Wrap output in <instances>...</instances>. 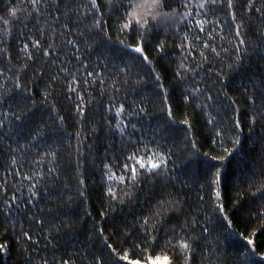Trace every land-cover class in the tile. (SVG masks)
<instances>
[{"label":"trees","instance_id":"trees-1","mask_svg":"<svg viewBox=\"0 0 264 264\" xmlns=\"http://www.w3.org/2000/svg\"><path fill=\"white\" fill-rule=\"evenodd\" d=\"M81 3H87V0H71L73 8ZM17 7L30 10V4L24 0H0V17L12 20L11 9ZM192 10L193 16L189 18L193 25L191 28L187 26L186 21L179 25V31H169L159 36L160 41L167 43L163 58L156 51H149V59L153 62L155 72H151L149 66L143 65L139 58L133 60L132 57L137 54L123 49L115 32L112 33L113 42L106 44L101 54L97 42L93 39L95 33L91 30L93 17L83 15L86 9H80L79 14L73 11L66 19L63 8L59 13L51 8H42L44 15L40 17L39 23H36L35 13L32 18H28L26 13H21L19 19L7 26V30L0 20V71L3 72L0 85L4 86L0 87V100H3L0 103V120H3L5 114L11 113L8 120L4 121L5 127L0 129V241L9 246L6 253H0V264H43L45 259L49 264H53L54 255L57 258L71 256L76 264H89L94 257L101 254L108 258L110 250L102 239L97 238L96 230L100 227L105 228V235L110 237L109 242L114 246H123L130 250L133 243H140V240L126 238L123 230L117 233L116 229L126 222L131 231V226L143 210L144 204L154 198L158 190L152 189L148 184L142 185L134 197V200L138 198V203L107 210V201L101 195L104 165H115L114 170L119 171L120 165L126 161L121 151L123 141L119 136L110 134L104 125L105 117L112 115V112L107 111L112 103L150 104L149 112L156 114L142 115L137 125L140 128L137 136H143L145 142L151 140L152 129L164 121L163 114L159 113V102L152 103L158 90L156 75L161 76L160 83H163L171 94L178 121L183 118V112L191 114L196 129L195 138L198 143L204 145L202 151L216 155L222 151V147H231L230 140L225 138L222 146H212L214 150L209 148L210 138L215 139L214 128L206 123L207 112L196 107L185 108L181 103L177 89L180 82L175 75L177 65L181 61L186 67L202 64L203 67L195 79H202L205 83L201 87L207 85L213 91L219 89L213 72L223 68L230 81L225 91L232 96L236 88H241V91L243 86L251 88L250 78L257 83L264 79V61H249L244 74L229 73L227 65L232 58V46L236 43L230 27V17L218 10V15L208 16L214 23L206 24L205 32L200 33L195 27L196 10ZM242 12L243 8H238V16ZM56 15L60 16L58 21L54 19ZM225 20L228 23H222ZM244 22L247 24L248 20L245 18ZM64 23H68L70 29H65ZM261 30H264V26L248 30L245 39L250 45L254 46L257 41L264 39ZM210 32L215 35L211 43L221 53L220 57L204 49L199 41L193 44V50L185 53L180 51L185 35L188 36V40L183 41L185 45L192 43L195 36L208 43ZM221 35H225L227 39H220ZM36 40H40L41 48L34 47ZM69 40L73 41V44L70 45ZM152 43L155 44L156 41ZM25 44L28 45L27 54L21 51ZM5 48L7 52L3 51ZM222 48H228L229 52H223ZM201 51L209 57L211 64L202 60ZM44 52H50V55L45 57ZM28 54L32 56L31 60L27 58ZM126 64L132 65L127 76L120 71ZM83 65H88V70L97 75L102 73L105 79L104 85H77L80 95L85 97L88 104L87 115L83 118L84 128L89 131L96 127L98 131L94 136H85V133L80 131V125L76 123L77 115L73 106L76 102L75 94H68L71 99L65 95L66 84L71 82L65 79V68L69 73H75L81 81L96 80L95 76L87 77ZM21 69L23 71H20ZM17 74L20 76L19 82L24 86L21 93L12 91ZM54 76L57 78L55 82L51 79ZM125 79L128 81L126 84ZM191 80L189 74V80L183 82L184 86L190 84ZM115 81L119 82V92H115L111 87ZM21 95L24 99H13L14 96ZM220 99L222 100L223 96ZM240 108L242 112L246 110V102L242 101ZM211 114L222 120L220 128L227 131L231 125V110L217 107ZM60 116L64 117L63 124L58 119ZM174 130L177 144L174 150L180 153V157L174 156L171 166L176 168L181 183L188 185L182 193L187 196L188 227L196 236H200L204 227L209 229L207 238H202L196 248L192 264H264V261L260 260V255L264 254V216L258 215L259 211H264V201L259 199V194L253 197L248 185L241 182L244 175L250 174L256 164L257 150L248 141L243 145V160L237 159L234 154L223 165H217L223 169L220 203L227 209L225 214L234 229L231 231L228 221H225L216 209L214 192L207 187L204 175L197 173L195 169L187 175L183 172V159L186 158L185 153L181 152L185 140L183 125L177 122ZM255 134H264L259 125ZM228 135L234 137L235 134ZM248 135V129L245 127L242 141H245ZM160 143L162 148L173 146V141L167 136ZM150 147L155 150L154 145ZM140 150L143 151L142 148ZM53 152L56 154L54 161L51 155H45ZM50 167L55 168V172H49ZM81 178L85 180L86 198L79 195L78 181ZM261 182L259 178L254 181L256 184ZM32 184H35V188H31ZM30 188L36 192L35 196L31 195ZM176 188L179 189L180 184H177ZM200 196H204V200L201 201ZM85 208L91 216L86 215ZM105 216L108 219H105ZM194 217L197 221L195 224ZM40 219L45 221L43 225L37 222ZM69 223L71 227H68ZM53 225L58 226L60 231L56 232ZM24 232H28L37 243L29 242L22 235ZM49 232L52 233L51 236ZM161 235L163 236V230ZM247 238L254 239L257 249L255 254L247 249ZM143 246L147 249L145 256L168 255L173 257L175 264L172 249L165 248L163 244L147 243ZM245 251H248L247 256ZM112 264L123 262L113 260Z\"/></svg>","mask_w":264,"mask_h":264},{"label":"snow or ice","instance_id":"snow-or-ice-1","mask_svg":"<svg viewBox=\"0 0 264 264\" xmlns=\"http://www.w3.org/2000/svg\"><path fill=\"white\" fill-rule=\"evenodd\" d=\"M24 2L30 4V10L17 7L11 9L12 20L0 17V20L6 26V30L9 24L19 19L21 13H26L28 18H32L33 13H35L36 23H39L40 17L44 15L41 11L42 8L45 10L51 8L56 13H59L63 8L66 19L73 11L79 14L80 9H86L87 11L83 15H91L93 17L91 30L95 33L93 39L97 42L101 54H103L105 45L113 42L112 33L115 32L119 37L118 43L121 47L137 54L132 59L139 58L143 65L149 66L151 72H155L156 69L152 67L153 62L149 59V51H156L161 58L166 53L167 43L159 40L161 34H167L169 31H179V25L186 21L188 22L187 26L191 28L193 25L189 18L193 16L192 9L196 10L195 27L198 28L200 33H204L205 25L214 23L208 19V16L218 15L219 10L230 17V27L236 40L231 49L232 58L227 65L229 73L244 74L249 66V61L254 59L264 61V39L257 41L254 46L250 45L248 40L245 39L249 29L262 28L264 26V0H87V3H81L75 8L72 7L71 0H24ZM241 7L243 12L238 16V8ZM245 18L248 20L247 24L244 22ZM54 19L58 21L60 16L56 15ZM238 20L239 22H237ZM222 23H228V21L225 20ZM63 27L70 29L68 23H64ZM261 36L264 37V30H261ZM208 39L209 42L205 43L199 36H195L192 43L185 45L183 41L188 40V36L185 35L180 45V51L185 53L193 50V44L199 41V44L204 49L209 50L216 57H220L221 53L211 43L215 39V35L211 32L208 33ZM220 39H227V37L221 35ZM125 41L129 42L126 43ZM152 41H156V43L153 44ZM68 43L71 45L73 41L69 40ZM34 47L41 48L40 40L35 41ZM3 51L7 52V48L3 49ZM21 51L27 54L28 45L25 44ZM222 51L228 53L229 49L222 48ZM43 55L48 57L50 52H44ZM200 56L203 61L211 64L209 57L203 51L200 52ZM27 58L31 60L32 56L28 54ZM77 60H79V57H77ZM24 67L26 68L27 65ZM83 67L87 77L92 78L95 76L96 80L85 79L81 81L75 73H69L68 69L65 68L63 69L65 79L71 81L66 84L67 91L65 95L66 98L71 99L72 97L68 94H75L76 102H74L73 106L77 115L76 123L80 125V131L84 132L85 136H94L98 131L96 127H92L89 131H85L84 128L83 118L87 115L88 104L85 101V97L80 95L77 85L81 83L89 86L93 83L104 85L105 79L102 73L97 75L94 71L88 70V65H83ZM202 67V64H197L195 67H186L182 61L177 65L175 75L180 82L177 85L180 101L185 108L196 107L208 113L206 123L213 126V135L215 137V139L210 138L209 148L211 150H214L212 146H222L225 138L230 140L231 147H222V151L216 155L202 151L204 145L198 143L195 138L196 129L191 114L183 112V118L178 121L176 106L172 101L169 90L163 83H160L161 76L159 75L155 76L158 90L152 103L159 102V113L163 114L164 121L157 128L152 129L151 140L145 142L143 136H137L140 132V128L137 125L142 115L156 114L149 112L150 104L145 105L143 102L138 105L135 102L131 105H127L124 102L112 103L111 107L107 109V111L112 112V115L105 117L104 127L110 134L119 136L123 141L121 151L124 153L126 162L120 165L119 171L114 170L115 165H104L105 171L101 195L107 201V210L111 211L117 206L129 203H138V198L134 200V197H136V193L141 189V186L145 184L151 185L154 190H158V194L144 204L143 210L139 212L131 226V231L126 222L116 229L117 233H121L123 230L126 238L140 240V243H133L130 246V250H126L123 246H114L113 243L109 242L110 237L105 235V228L100 227L96 230L98 233L97 238L103 240L105 246L110 250V256L105 258L101 254L94 257L89 264H112L113 260L123 262V264H174L173 257L168 255L161 257L149 254L145 256L144 253L147 249L143 245L147 243L152 245L163 244L165 248L172 249L175 264H192L196 248L199 247L202 238H207L209 229L204 227L200 236H196L193 234L192 229L188 227L186 216L187 196L186 194L182 195L183 189L188 185L181 183L176 168L171 166L174 163L173 157H180V153L174 150L177 147L174 130L177 122L183 125L185 134L183 148L181 149V152L186 155V158L183 159V165H185L183 172L187 175L191 170L195 169L197 173L204 175L207 187L214 192L215 201L217 202L216 209L219 210L224 220L228 221V228L231 231H234V229H232L229 217L225 214L227 209L224 204L220 203L222 198L223 169L217 165H223L234 154L237 159L243 160L245 158L242 155L243 145L248 141L257 150L256 164L251 169L250 174L244 175L241 182L248 185V190L253 197L259 194V199L264 201V134H255L258 125L261 128V132L264 133V79L259 80L257 83L250 78L251 88L243 86L242 91L241 88H236L233 95L229 96V92L225 91V89L229 87L230 81L223 68L213 72L215 82L219 85V89L213 91L207 85L201 87L205 83L202 79H195ZM131 69L132 65L126 64L120 71L127 76ZM20 71H23V69ZM189 74H191L192 78L191 83L184 86L183 82L189 80ZM2 75L3 72L0 71V76ZM51 79L55 82L57 78L54 76ZM19 80L20 76L17 74L14 89L12 90L17 93H21L24 90V86ZM118 83V81H115L111 85L115 92L121 90L118 87ZM124 83H128L127 79L124 80ZM0 87L4 86L0 85ZM5 91L9 90L5 89ZM221 96H223L222 100L220 99ZM4 99H7V97H4ZM13 99L22 100L24 96H14ZM113 100H115V96H113ZM242 101L246 102V110L243 112L240 108ZM2 102L3 100H0V103ZM217 107L231 110V125L227 128V131L220 128L222 120L211 114ZM10 114H5L3 120H0V129L5 127L4 121L8 120V115ZM58 119L61 124L64 123L63 116L58 117ZM245 127L248 129L249 135L245 141H242L241 137ZM228 133H234L235 135L233 137L228 135ZM166 136L173 141V146L162 148L160 141L165 140ZM134 137L136 138L134 139ZM150 145H154L155 150ZM141 148L143 149L142 152ZM77 150L79 151V149ZM45 155H51L53 161L56 158L55 152L46 153ZM113 158L115 159L116 157ZM212 161L216 163L213 164L211 163ZM48 171L55 172V168L50 167ZM25 178L31 179V177ZM257 178L262 182L259 184L254 183ZM177 184H180L179 189L176 188ZM31 188H35V184H32ZM31 188L29 191L32 196H35L36 192L31 191ZM84 188L85 180L81 178L78 181L81 198H86ZM253 189L255 190L253 191ZM12 199L15 200V197ZM199 199L201 201L204 200V196H200ZM262 208H264V205H262ZM84 211L86 215L91 216L87 208ZM258 215L264 216V211H259ZM105 219H108V217L105 216ZM37 222L41 225L45 223L43 219ZM193 223H197L195 217L193 218ZM53 227L56 232L60 231L58 226L53 225ZM68 227H71L70 223ZM162 230L163 236L161 235ZM51 234L49 232L50 236ZM22 235L29 242L37 243L32 240V236L28 232H24ZM252 235L255 236V233ZM91 238L89 237V239ZM241 239L245 238L241 237ZM246 245L252 254L257 252L254 239L247 238ZM8 248V244L0 241V253H6ZM137 252L139 253V258H137ZM247 255L248 251H245V256ZM260 260L264 261V254L260 255ZM43 264H49V261L45 259ZM53 264H76V262L71 256L57 258L54 255Z\"/></svg>","mask_w":264,"mask_h":264}]
</instances>
